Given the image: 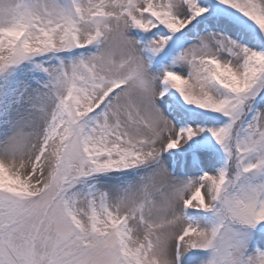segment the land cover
<instances>
[{
  "label": "snow or ice",
  "instance_id": "snow-or-ice-1",
  "mask_svg": "<svg viewBox=\"0 0 264 264\" xmlns=\"http://www.w3.org/2000/svg\"><path fill=\"white\" fill-rule=\"evenodd\" d=\"M0 264H264V0H0Z\"/></svg>",
  "mask_w": 264,
  "mask_h": 264
}]
</instances>
